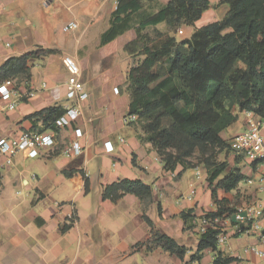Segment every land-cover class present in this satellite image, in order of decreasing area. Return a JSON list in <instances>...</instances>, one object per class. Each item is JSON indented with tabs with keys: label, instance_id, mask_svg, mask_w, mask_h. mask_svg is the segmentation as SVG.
<instances>
[{
	"label": "crops",
	"instance_id": "1",
	"mask_svg": "<svg viewBox=\"0 0 264 264\" xmlns=\"http://www.w3.org/2000/svg\"><path fill=\"white\" fill-rule=\"evenodd\" d=\"M118 1L0 0V66L10 57L37 52L29 60V84L18 86L20 92L30 87L37 94L9 109V101L0 93V138L15 137L24 130L55 132L57 136V144L42 148L35 158L23 151L7 163L6 156L0 154V264H214L218 252L234 257L232 264H264V258L244 251L249 245L264 248L259 238L232 235L231 226L226 244L218 245L217 250L208 248L201 259L190 261L199 242L200 218L219 207L213 189L217 199L234 206L264 202V192L243 182L230 191L216 187L236 168L245 177L255 173L248 159L230 147L231 138L248 127L249 116L240 113L222 132L232 154L225 158L226 169L212 184L204 164L197 165L203 173L201 179L196 176V166L167 170L141 124L125 121L131 101L128 71L140 59L126 48L138 38L137 27L170 0L146 3L132 16L131 27L102 43ZM209 1L210 7L194 25L183 24L170 33L177 38L175 34L182 30L177 40L190 39L196 29L228 14L227 3ZM72 21L79 27L64 31ZM150 27L169 32L165 22ZM65 56H72L79 64L89 96L79 103L82 113L71 125L44 128L41 119L31 116L47 107L67 108L75 103L66 97ZM44 82L46 88H42ZM74 140L82 144V153L67 157L63 151ZM106 141L113 143V152L106 151ZM123 179L150 185L151 197L141 199L134 193L116 200L103 197L107 185ZM193 187L196 195L189 198ZM183 212L194 217L185 222ZM69 214L74 215L71 224ZM144 214L155 230L189 248L184 259L160 246L147 247L152 228ZM66 225L70 226L64 229Z\"/></svg>",
	"mask_w": 264,
	"mask_h": 264
},
{
	"label": "trees",
	"instance_id": "2",
	"mask_svg": "<svg viewBox=\"0 0 264 264\" xmlns=\"http://www.w3.org/2000/svg\"><path fill=\"white\" fill-rule=\"evenodd\" d=\"M154 0H119L111 27L103 34L108 43L131 27L132 16ZM230 7L219 21L195 30L190 39L177 40L175 32L183 24L194 25L210 7L209 0H170V2L137 27L138 38L126 48L142 59L135 61L127 76L131 95L129 113L137 115L147 140L155 148L167 170L174 171L204 164L213 181L226 169L218 163V155L229 149L222 132L235 123L242 112L264 117V0H222ZM165 22L169 32L145 33L147 27ZM31 51L8 58L0 66V85L8 80L17 85L30 81ZM61 105L44 108L31 117L41 119L44 128L56 130V120L65 114ZM245 176L239 169L224 175L216 187L236 189ZM134 193L141 199L152 195L151 186L141 180L123 179L104 188L103 197L118 199ZM213 197L219 206L207 214L226 217L235 206L219 200L216 188ZM194 216L183 212L189 222ZM152 228L146 245L160 246L170 254L184 259L189 248L174 238ZM70 226V225H69ZM69 226H65L64 229ZM218 230L209 227L199 233L196 251L190 261L201 259L206 249L217 250ZM235 258L218 252L214 264H232Z\"/></svg>",
	"mask_w": 264,
	"mask_h": 264
},
{
	"label": "built area",
	"instance_id": "3",
	"mask_svg": "<svg viewBox=\"0 0 264 264\" xmlns=\"http://www.w3.org/2000/svg\"><path fill=\"white\" fill-rule=\"evenodd\" d=\"M118 5V2H117ZM79 27L77 22H69L64 26V31L76 30ZM182 33V30H179ZM64 64L68 71L66 82V97L73 100L74 105L67 107L66 112L56 120L57 126H69L78 118L82 111L79 103L88 98L89 93L85 90L84 83L81 81V69L77 61L72 56L64 57ZM30 81H24L28 85ZM15 81L8 80L0 85L1 97L8 100V108L14 109L23 99L34 97L37 94L35 89H28L20 92ZM47 83H42V88H46ZM115 92H119L116 88ZM248 127L236 133L230 140L231 149L240 156L252 161L255 173L252 176L245 177L244 183L248 186H254L257 191L264 192V117H259L253 112L247 111ZM137 120L136 114H129L125 121ZM124 142V138H120ZM57 144L55 132H33L24 130L15 137L0 138V154L6 156L7 163H12L13 157L19 152L26 151L30 157H37L40 150L45 147H51ZM108 153L113 152L115 147L111 141L104 142ZM82 153V144L79 140L69 143L63 154L67 157L78 156ZM197 178L201 179L203 173L200 166L195 167ZM196 195V188H192L189 198ZM68 222L71 224L74 215L69 214ZM231 226V227H230ZM209 227L218 230L217 243L224 245L231 237L227 230H232V235H256L261 244L264 245V202L262 200L255 202H246L235 206L232 214L226 217H212L204 215L200 218L199 232L204 233ZM245 252L264 258V248L260 246L249 245L244 248ZM243 264H249L244 262Z\"/></svg>",
	"mask_w": 264,
	"mask_h": 264
},
{
	"label": "rangeland",
	"instance_id": "4",
	"mask_svg": "<svg viewBox=\"0 0 264 264\" xmlns=\"http://www.w3.org/2000/svg\"><path fill=\"white\" fill-rule=\"evenodd\" d=\"M161 30L157 29V28H154V27H148L146 30H145V33H148L149 35H151V37H155L156 36V32H160ZM162 32V31H161ZM177 36L178 39H180L181 35L179 34V32H177L175 34ZM190 37V36H189ZM140 59H142V57H140ZM140 123L142 124V122L140 121ZM230 154H232L231 150H225L222 155L218 156V159H217V162L218 163H222V162H226L224 161L225 158H227ZM233 159L237 162V161H240L239 158H236V157H233ZM249 163L252 164V161L250 159H248ZM245 182V181H244ZM243 182V184H244Z\"/></svg>",
	"mask_w": 264,
	"mask_h": 264
}]
</instances>
